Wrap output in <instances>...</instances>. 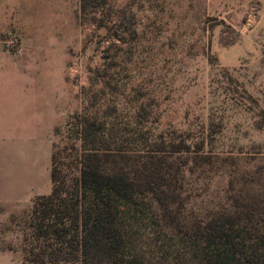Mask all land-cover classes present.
<instances>
[{
    "label": "rangeland",
    "instance_id": "rangeland-1",
    "mask_svg": "<svg viewBox=\"0 0 264 264\" xmlns=\"http://www.w3.org/2000/svg\"><path fill=\"white\" fill-rule=\"evenodd\" d=\"M97 3L82 14L80 0H0V39L11 52L32 50L37 115L49 118L34 197L50 193L52 145L66 142L67 121L90 103L190 145L168 156L181 168L184 223L228 212L232 196L264 188V0ZM30 206L0 212V251L12 264H22ZM155 216L150 202L128 213L132 249L141 260H186V240L164 236Z\"/></svg>",
    "mask_w": 264,
    "mask_h": 264
},
{
    "label": "trees",
    "instance_id": "trees-1",
    "mask_svg": "<svg viewBox=\"0 0 264 264\" xmlns=\"http://www.w3.org/2000/svg\"><path fill=\"white\" fill-rule=\"evenodd\" d=\"M97 1L80 0V13ZM93 107L73 114L66 142L52 145L51 191L23 215L22 264H264V188L232 196L228 212L184 223L181 168L168 156L190 145L117 122L115 106ZM146 202L164 236L186 240V260H141L132 249L127 215Z\"/></svg>",
    "mask_w": 264,
    "mask_h": 264
},
{
    "label": "crops",
    "instance_id": "crops-1",
    "mask_svg": "<svg viewBox=\"0 0 264 264\" xmlns=\"http://www.w3.org/2000/svg\"><path fill=\"white\" fill-rule=\"evenodd\" d=\"M4 16L5 12L0 33L6 29ZM5 42L0 39V212L8 214L34 198V175L37 181L40 174L39 142L49 118L38 119L32 50L11 52ZM19 202L26 204L14 208ZM11 260L0 251V264H12Z\"/></svg>",
    "mask_w": 264,
    "mask_h": 264
}]
</instances>
